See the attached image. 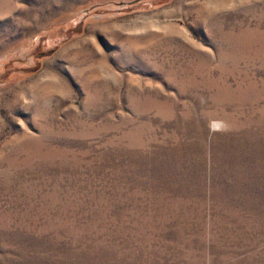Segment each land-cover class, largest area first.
I'll return each mask as SVG.
<instances>
[{
	"label": "rangeland",
	"instance_id": "rangeland-1",
	"mask_svg": "<svg viewBox=\"0 0 264 264\" xmlns=\"http://www.w3.org/2000/svg\"><path fill=\"white\" fill-rule=\"evenodd\" d=\"M0 264H264V0H0Z\"/></svg>",
	"mask_w": 264,
	"mask_h": 264
}]
</instances>
